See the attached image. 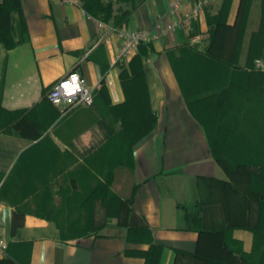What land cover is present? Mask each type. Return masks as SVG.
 <instances>
[{
    "label": "crops",
    "instance_id": "obj_1",
    "mask_svg": "<svg viewBox=\"0 0 264 264\" xmlns=\"http://www.w3.org/2000/svg\"><path fill=\"white\" fill-rule=\"evenodd\" d=\"M223 1L209 0L187 22L198 0H182L177 8L174 0H136L129 21L116 26L89 14L81 0H20V15L13 16L23 19L24 29L16 34L19 42L0 54V103L5 109L42 106L52 84L72 70H78L95 92L105 85L110 103L117 106L126 100L122 66L138 53L140 45L121 55L120 31L148 35L150 40L142 42L150 43L152 49L144 60V72L158 119L134 143V167L121 171L120 185L124 197L135 187L130 224L149 228L153 242L162 246L157 264H241L243 255L254 250L252 229L235 224L249 212L236 206L231 211L226 208L220 181L227 178L226 170L214 157L204 126L188 106L169 55L186 44L204 49L209 42L208 14H217ZM240 4L241 0H231L228 24H235ZM254 66L264 70L260 58ZM79 116L70 122H78ZM98 132L97 137L91 131L81 135L85 148L91 139L103 137L101 129ZM52 136L61 150L76 147L67 134L52 132ZM35 142L0 131V235L9 241L6 252L0 253V264H146L143 253L151 244L129 237L126 225L114 222L102 234L65 239L50 217L22 210L5 199L1 188L7 174ZM81 172L76 169L79 178ZM184 204L202 206V231L188 228ZM251 218L257 219V214Z\"/></svg>",
    "mask_w": 264,
    "mask_h": 264
},
{
    "label": "trees",
    "instance_id": "obj_2",
    "mask_svg": "<svg viewBox=\"0 0 264 264\" xmlns=\"http://www.w3.org/2000/svg\"><path fill=\"white\" fill-rule=\"evenodd\" d=\"M136 0H81L84 9L101 21H112L114 25L121 26L129 21L131 16V6ZM119 2V6L115 5ZM252 0H241L237 20L234 25L228 24V14L231 6V0H224L217 14L209 15V42L204 49L198 48L196 45L186 44L176 50L169 52V55L174 63L176 72L180 78L184 95L187 99L188 106L194 116L204 126L208 141L214 157L225 168L227 178L220 179L222 182V195L226 208L231 211L232 206H236L243 213H248L249 216L244 217L241 221H236L238 226H244L252 229L255 235L254 250L249 254H244L241 264H263L261 261L257 263V248L259 239H264V195L254 190L251 195L257 203H251L250 198L240 193L238 183L245 182L237 175L238 171L250 174L249 162L250 156L244 160L236 159L235 163H227L226 159L220 156L221 147L225 142L238 139L237 125L225 123L220 120L225 110L223 108L227 103H231V90L226 88L215 89L214 92L202 91L199 93L201 99L209 98V94H219L224 92L220 97L219 104L209 105L210 109L204 108L205 113H208V120L200 116L199 110L196 109L195 101L198 100L196 93L190 91L189 70L182 63L186 59L194 63L203 65L210 64L213 68L225 67L230 71L235 70L243 76L261 77L256 86L243 85L239 92L242 96L254 95L255 92L262 95V105H260V113L264 116V70L255 69L254 62L256 58L264 60V37L260 31L248 30V10ZM247 9L245 11V7ZM20 0H5L0 4V44L5 48H11L19 42L16 40V34L21 33L24 29L23 19H14L13 14L20 15ZM246 15V16H245ZM263 23L261 24V26ZM260 26V28H261ZM236 42H235V41ZM152 49L150 43L141 42L138 53L131 61L122 66L120 76L122 86L126 95V100L120 105H112L110 103L109 93L105 85L95 92L94 102L88 105L76 106L64 112L54 106L48 95L43 100L42 106H36L31 109H23L10 111L2 107L0 103V131L7 133H16L18 135L27 136L32 140H36L34 145L29 149L37 146L49 136L48 130L51 126L53 129L60 128L63 124L69 123L75 115L84 113L88 110L97 120L95 125L103 130V139L101 146L97 148L93 155H88L84 169L92 176H102L100 169L95 168L91 164V157L99 156L105 158L108 165H111L107 172H113L115 176L121 175L124 168L132 169L134 167V156L132 147L135 142L148 134L157 123V115L152 110L149 100L148 84L144 72V60L148 57ZM235 49V50H234ZM242 55L244 58H242ZM188 58V59H187ZM189 63V62H188ZM183 72V73H181ZM191 73V72H190ZM192 77V76H191ZM188 83H187V82ZM250 86V87H249ZM195 94V95H194ZM236 93H234V96ZM208 105V104H206ZM95 107V108H94ZM57 108V109H56ZM45 114L49 115V120ZM113 114L114 119L111 118ZM121 123L118 128L116 125ZM57 132V131H54ZM60 134V133H58ZM102 160V159H101ZM98 177V178H99ZM243 180V181H242ZM93 189L102 191L108 189V186L101 182L99 187ZM134 190L128 197L114 194L110 190L109 194L102 193L99 197L103 199L108 207V215L118 217L121 225H126L129 237L133 239L141 238L151 244L150 248L143 253L146 257V264H157L158 258L162 249L161 245L155 244L152 238V232L147 227H135L130 224L131 205L134 197ZM186 210V220L188 228L202 231L201 215L202 206L199 204H184ZM112 209H114L112 211ZM261 210V211H260ZM257 214V219L251 220V216ZM55 222V221H54ZM60 227V226H59ZM61 235L65 239L77 238L83 235L66 234L61 228ZM93 233V232H91ZM90 234V233H89Z\"/></svg>",
    "mask_w": 264,
    "mask_h": 264
},
{
    "label": "rangeland",
    "instance_id": "obj_3",
    "mask_svg": "<svg viewBox=\"0 0 264 264\" xmlns=\"http://www.w3.org/2000/svg\"><path fill=\"white\" fill-rule=\"evenodd\" d=\"M119 4L117 2L115 8ZM248 8V30H261V36L264 37V0H252ZM246 9L247 6L245 11ZM3 48L0 44V54ZM262 61L264 62V60ZM180 62L182 71L185 66L186 69L189 68L187 72L190 75L186 77L189 81L191 80L189 89L197 94L196 109L199 110L203 119L208 120V123H210L209 115L205 113L204 108L210 109L209 105L219 104L220 97L224 92L209 94V98L204 99L198 96L199 93L207 90L214 92L215 89L220 88L232 91L231 103H227L223 107L225 110L220 120L232 125V128L236 124L235 132L239 134L238 139L224 143L220 150V156L230 164L235 163L236 159L240 157L243 158L238 160H244L245 157L250 156V159H246L250 163V174L247 176L238 171L237 175L245 181L239 182L238 187L240 193L250 198L251 203H257L251 193L257 190L264 195V116L259 112L263 98L257 92L254 95L245 93L242 96L237 91L247 84L257 87L256 84L261 77L243 76L240 72L230 71L224 66L213 68L210 64H197L186 59ZM258 63L260 64V61ZM234 93H236L235 96ZM45 115L48 116V114ZM79 115L78 122L65 123L56 129L51 126L48 130V138L28 149L13 166L5 178L1 191L3 190L5 199L16 203L18 208L50 217L66 234L75 236L91 232L102 234L114 222L117 225L121 224L118 217L108 215V207L99 196L102 193H106L107 196L109 190L119 196L122 195L120 183L124 179L122 174L115 176L113 172L111 174L107 172L111 165L105 163L107 162L105 158L96 155L95 157L90 156L91 164L101 170L102 176L94 177L84 169L85 159L89 157L87 153L93 155L105 140L103 137L91 139V144L85 148L81 135L91 131L92 136L97 137V133L100 135L98 132L100 128L94 124L97 118L88 110ZM111 118L114 119L113 114H111ZM44 120H49V116ZM120 124L118 123L116 126L120 128L122 126ZM52 132L56 135L61 132L67 134L70 137L68 141L70 140L76 147L69 145V148L61 150L59 144L55 142ZM101 133H103L102 129ZM79 168L82 171L80 178L76 175V169ZM101 182H104L109 190L93 189V187H99ZM256 259L257 263L261 261L264 264V239H261V236Z\"/></svg>",
    "mask_w": 264,
    "mask_h": 264
},
{
    "label": "built area",
    "instance_id": "obj_4",
    "mask_svg": "<svg viewBox=\"0 0 264 264\" xmlns=\"http://www.w3.org/2000/svg\"><path fill=\"white\" fill-rule=\"evenodd\" d=\"M64 2H72L75 0H58ZM182 0H174L173 7L180 6ZM209 0H198L196 9L191 17L186 19L190 22L199 10L204 7ZM120 35L123 40L121 55H128L134 51L142 41H149L148 35L142 31L121 30ZM194 41L200 43L201 39L193 38ZM50 102L66 111L76 106H87L94 102V90L87 85L83 76L78 70H72L57 79L51 86L48 93ZM9 246V241L5 236L0 235V253L4 254Z\"/></svg>",
    "mask_w": 264,
    "mask_h": 264
}]
</instances>
